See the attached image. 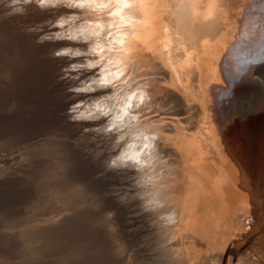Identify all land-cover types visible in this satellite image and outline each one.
I'll use <instances>...</instances> for the list:
<instances>
[{"label": "bare ground", "instance_id": "obj_1", "mask_svg": "<svg viewBox=\"0 0 264 264\" xmlns=\"http://www.w3.org/2000/svg\"><path fill=\"white\" fill-rule=\"evenodd\" d=\"M0 21L133 264H264V0H0Z\"/></svg>", "mask_w": 264, "mask_h": 264}, {"label": "rangeland", "instance_id": "obj_2", "mask_svg": "<svg viewBox=\"0 0 264 264\" xmlns=\"http://www.w3.org/2000/svg\"><path fill=\"white\" fill-rule=\"evenodd\" d=\"M2 28L0 264H133L112 213L92 198L74 154L65 151L70 132L40 127L34 119L27 49L15 46L11 28Z\"/></svg>", "mask_w": 264, "mask_h": 264}, {"label": "snow or ice", "instance_id": "obj_3", "mask_svg": "<svg viewBox=\"0 0 264 264\" xmlns=\"http://www.w3.org/2000/svg\"><path fill=\"white\" fill-rule=\"evenodd\" d=\"M100 83H101V84H103L104 82H103V81H101ZM77 107H78V106H77Z\"/></svg>", "mask_w": 264, "mask_h": 264}]
</instances>
